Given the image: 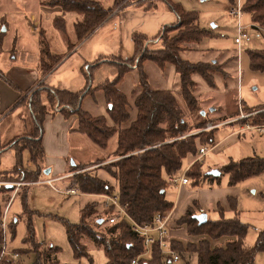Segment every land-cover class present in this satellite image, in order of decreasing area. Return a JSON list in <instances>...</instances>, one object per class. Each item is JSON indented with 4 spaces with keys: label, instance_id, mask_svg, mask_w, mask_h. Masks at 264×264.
<instances>
[{
    "label": "trees",
    "instance_id": "obj_1",
    "mask_svg": "<svg viewBox=\"0 0 264 264\" xmlns=\"http://www.w3.org/2000/svg\"><path fill=\"white\" fill-rule=\"evenodd\" d=\"M161 2H165L175 13L177 22L165 26L153 39L141 33H134L132 35L134 46L132 59L123 60L119 57L100 56L91 64L81 67L80 73L87 82L83 90L74 92L42 84L23 100L22 104H25L31 111L34 132L18 136L2 147L0 150V182L11 179H15V182L28 184L38 182L39 173H30L25 169L23 154L28 151L31 161L37 166L45 159L42 138L44 121L48 116V106L42 100L41 93L43 90H48L45 92L50 93L52 98L49 95L46 96L47 102L58 104L66 119L76 116L79 123L78 131L100 148L106 149L111 138L115 135L118 136V146L114 153L117 161L111 162V164L100 163L90 166L92 168L103 164V167L109 166L110 171L114 168L113 175L117 180V189L92 174L82 175L84 171H79L73 177V185L81 194L95 196L117 194L120 204L125 207L130 219L140 225L152 223L158 214L172 212L174 204L166 198V191L170 187L168 178L178 175L184 160L199 152V150L197 152L196 140L199 139L200 148L212 147L216 142L218 127L208 131L204 129V132L196 136L188 137L187 134L192 127L188 119L199 115L203 120H207V113H203L204 110L200 108L195 95L197 83L194 76H200L209 87L215 88V75L220 74L219 67L214 62L194 63L182 56L186 50L184 45L200 44L204 39L211 37L210 31L200 27L197 12H186L181 6L170 0H115L114 5L109 8L103 6L99 0H40V5L46 8L61 9L62 14L53 19V26L63 33L69 31L66 20L67 13L82 15L83 19L75 23L72 30L77 42H80L99 28L114 10L124 3L125 5L120 9L124 10L133 5L138 9H143L144 12H151L158 10ZM243 9L251 21V30L261 31L264 37V0H244ZM154 39L162 43L160 49L151 50L147 45L150 40ZM74 47L75 44L71 43L69 39L68 49L72 50ZM249 57L251 69L254 72H264V50L250 51ZM62 58L52 54L46 33L41 30L39 66L43 76L50 73ZM148 60L153 61L159 67H164L167 64L174 67L179 75L181 95L188 109V116L171 90L150 88L148 76L141 70L142 65ZM104 64L117 66L118 77L113 81L107 79L94 88L92 86L93 74ZM134 69L141 70L140 91L135 100L137 117L128 128H122L130 120V114L127 110L126 98L117 85L124 74ZM0 79L13 87L1 68ZM95 89L105 93L109 105V115L114 126H109L105 117H93L89 112L83 110L84 99ZM253 112H257L249 119L254 123L253 125H264V107ZM208 123L209 120L198 123L196 129L201 130ZM8 149L15 151L16 158L13 168L4 171L1 168V155ZM78 167L85 166L75 165L73 168ZM220 172L229 175L230 186H236L246 180L263 175L264 158L254 157L239 162L231 161ZM187 177L190 179V184L196 188L205 183L220 184L219 177L202 172L200 163L191 165ZM15 190L16 187L13 185H1L0 195L12 194ZM29 195L28 187H25L22 193L18 191L16 195L22 204L23 214L28 218L25 243L29 249L20 251L22 254L33 252L36 255L33 264H60L53 257L58 249L51 247L46 251H41L39 244L35 242L34 212L28 208ZM229 204L235 214L233 218H227L224 209L219 205L217 207L219 219H208L205 223H200L194 217L196 212L192 208L187 210L178 224L186 227L189 236L201 239L198 244L189 242L187 246L179 240L171 241L172 249L180 256V263L193 264V260L197 259V264H256V256L264 252V230L259 233L256 244L248 246L245 240L249 227L239 218L237 200L231 198ZM3 213L4 209L0 205V253L3 242L1 228ZM111 215V211L99 214L97 205L89 204L81 210L80 224L63 222L75 258L91 257L83 244V239L88 238L103 250L107 259L106 264H131L137 258H140V264H170L157 245L150 249V258L142 257L146 248L143 239L132 231L130 221L123 219L119 223L109 224L108 218ZM92 217L94 221L91 220ZM101 221L103 222L100 223ZM14 223H17V219ZM14 223L10 224V231H14ZM225 238L229 240L224 246L212 245L213 242ZM0 264L12 263L2 260Z\"/></svg>",
    "mask_w": 264,
    "mask_h": 264
},
{
    "label": "rangeland",
    "instance_id": "obj_2",
    "mask_svg": "<svg viewBox=\"0 0 264 264\" xmlns=\"http://www.w3.org/2000/svg\"><path fill=\"white\" fill-rule=\"evenodd\" d=\"M99 1L106 8L112 7L115 2V0ZM170 1L181 6L186 12H197L200 27L211 33V37L204 39L200 44L184 45L186 50L182 54L183 58L194 63L214 62L218 65L220 71V74L215 75V88L209 87L200 76H194V80L197 83L195 95L199 101L200 108L207 113V120H203L199 115H194L192 119H188L192 127L187 136H196L204 132V129L208 131L215 129L217 126L218 132L216 134V139L219 138V141L229 136L233 137L234 135L242 139L238 145H233L229 148H227L229 143L226 144V151L224 152L221 151L218 153L217 151H210L204 158L203 163H200L202 165V172L210 173V171H214L215 168L216 170H221L231 161L239 162L254 157L264 158V136L246 131L245 125L247 123L251 125L254 124L249 120L251 116L247 119L240 118L242 114L250 115L254 113H252V111L264 107V72H254L251 69L249 57L250 51L264 50V37L259 35L256 31L251 30L252 42L244 44L241 53L238 52V47L235 44V38L237 36L236 22L229 16V11L235 4V0ZM124 5L125 3L120 7ZM120 7L116 8L111 16L116 15L114 14L115 12L120 13L123 11ZM126 9L128 8L124 10ZM129 9L137 10L133 5H131ZM159 9L161 12H167L176 16L165 2L160 3ZM59 10L58 8H46L41 6L40 0H0V66L3 68L4 65L12 63L10 55L15 48L22 54L20 56V61H25L26 64H33L34 60L31 62L27 57L33 55L34 52L38 50L39 40L36 35L39 30L45 31L51 51L53 50L61 57H65L66 55L69 57V55L72 54V58L56 73L57 76L60 74L62 76L67 72L71 77L73 76L71 80L68 78V82L64 81L61 88H67L69 90H79V88H81L84 82L78 75L77 70L75 69L74 71V67H76L78 62L82 64V61L84 62L87 60L86 58H93L92 51L95 49H98V52H101L104 56H110V58L119 57L124 60L133 58V49L130 48V51L128 43L122 45L126 37V29H121V23L118 17L111 18L112 20L110 19L108 22H106V20L87 38L77 42L74 32L68 31L67 33H63L53 26V18L61 14ZM141 10L144 11L143 9ZM29 14H32L37 20L35 27L29 26L28 19H25ZM243 23L247 26H251V21L246 16V13L243 18ZM69 30H73V27L70 26ZM69 39H71V43L78 44L79 49H75L74 47L72 50H69L66 47L69 43ZM99 42L101 44H98ZM161 44L159 40L154 39L150 40L147 45L151 50H157L162 47ZM24 46H26V48H23ZM34 48L36 50H34ZM21 51H23V53ZM239 59L240 61L238 64ZM92 62L85 63V66ZM141 70L148 76L150 88L153 90H171L177 96L179 105L188 116V109L181 95L179 75L171 64L159 67L153 61L148 60L142 65ZM141 70L134 69L124 74L117 85L118 89L126 98L128 104L127 110L130 114V120L125 123L122 128H128L137 117L135 100L140 91ZM118 72L119 69L117 66L112 64L102 65L93 74V87L96 88L101 82L107 79L111 81L115 80L118 77ZM45 91L48 90H43L41 97L48 106V116L61 112L62 108L59 107L58 104L47 102L46 96L49 95L51 97V94ZM82 108L93 117H105L109 126H114V122L109 115V105L103 91L99 89L93 90V92L84 99ZM212 108L216 110L210 113L209 111ZM13 114V116H8L6 121L0 125L2 131L7 129V126L12 125L14 122L15 127H13L11 131L18 130L22 135L25 133L27 134V132H34L33 117L26 105H19L14 110ZM72 118L74 119V117L70 119L73 120ZM2 119H4V116ZM208 120L209 123L206 127L201 130L196 129L198 123ZM209 126H211V129H208ZM74 127L78 130L79 123L77 124V122H75ZM83 135L84 134H76L74 138L72 137V139L69 140L71 151L70 155H68L69 158L65 159L67 165L71 166L73 162L76 166H85L76 169L69 167V170L73 173L69 175L70 177L68 176L71 184L74 182L73 177L78 174L79 171L85 172L86 170L96 168L94 171L83 172L82 175L92 174L117 189V180L113 175L114 168L110 171L109 166L103 167L102 165L108 164L106 163L108 161H117L114 153L118 146V136L115 135L112 137L108 147L102 149L93 143L86 135ZM196 143L198 152L201 144L199 139L196 140ZM198 153L194 156H189L194 157V163L196 161V156L198 157ZM9 161L11 165L14 164L13 154ZM100 163L103 164L90 168V166ZM23 164L28 172L39 173L38 182L40 180H42V182L48 180V177L44 175V171L46 170L45 161L38 166L35 165L31 161L30 153L26 151L23 154ZM86 165H88L90 169ZM190 167L191 160H184L183 167L177 176L179 178L187 177V172ZM15 181V179H11L9 181L0 182V186L13 185L16 187L14 193L4 194L6 195L4 197L2 196L3 194L0 195V205L4 209V206L7 204L8 200H10V196H15L18 191L22 193L25 187L30 189L28 208L34 212L33 224L36 233L35 242L39 244L38 246L41 251H46L51 247L58 249V252L54 253L53 257L57 259L60 264H106L107 259L103 250L98 248L94 242L88 238L83 239V244H85L88 254H90L91 257L81 259L75 258L68 241L66 227L63 223L66 221L74 225L80 224L81 210L89 204H96L99 214L110 211L106 210L103 205L104 199L102 196L104 195H81L78 190L79 194L77 197H67L75 196L66 194L67 190L65 188L68 187L70 181L55 183L54 186L57 188L58 193L52 190V188L45 186V184L44 186H34L31 188L33 183L28 184ZM228 181L229 177L223 174L222 182L225 183ZM240 186L242 192L241 196L237 198L239 218L249 227L245 243L248 246H254L259 233L264 230V174L246 180L242 182ZM189 187H191V184ZM167 190L169 191L170 189L168 188ZM11 205L8 212V247L10 251L18 252L28 248V245L25 243L28 218L23 214V208L19 198L13 199ZM206 214H208L211 220L218 219L217 214L212 208L210 211H207ZM226 217L233 218L234 215ZM16 219L17 223H14ZM91 220L94 221V218L92 217ZM11 223H14V231H10ZM170 235L172 236V233ZM187 235V231L185 234L179 231L178 235H176L184 239L182 242L185 246H187L189 242L198 244L201 239L193 238L189 235L186 237ZM212 245L216 246L218 244L213 242ZM163 253L164 257L167 258L170 256V249L165 250ZM35 256L33 252L22 254L21 261L18 264H33ZM144 257L148 259L150 258V254ZM255 263L264 264V252L256 256ZM193 264H197V259L193 260Z\"/></svg>",
    "mask_w": 264,
    "mask_h": 264
},
{
    "label": "crops",
    "instance_id": "obj_3",
    "mask_svg": "<svg viewBox=\"0 0 264 264\" xmlns=\"http://www.w3.org/2000/svg\"><path fill=\"white\" fill-rule=\"evenodd\" d=\"M59 12H61L62 14L61 9L59 10ZM114 14L116 15L111 16L109 19H107L106 22H108L111 18L118 17L121 23V29L122 28L126 29L125 31L126 37L124 39L125 43L123 42L122 45H126L128 43L129 49L130 48L133 49V56H134V46L132 41V35L134 33H141L146 35L148 38L153 39L157 36V34L161 32V30L165 26H169L177 21L176 16L167 12H161L160 9L152 12H144L138 8L137 10L128 8L126 10L121 11L120 13L115 12ZM25 19H28L29 26L35 27V25L37 24V20L32 14L27 15ZM82 19L83 16L78 13L66 14V20L69 29L70 26L73 27L75 23L81 21ZM40 32L41 30H39L36 35V37L39 40L38 50L34 52L33 55H29L27 57V59L31 62L32 60H34L33 64L31 63L26 64L25 61H20V56L22 54L19 52V50H17V48H15L10 55V59L12 63L8 65H4L3 68L0 66L6 77L11 81L13 85L12 87L10 84L0 79V125L4 121H6L8 116L10 117L16 114V113L13 114V112L19 105H25L22 104L23 100L38 86L45 84L52 88L67 89V88H61L62 83L64 81L68 82V78L71 80V78L73 77V76L71 77L70 74H67V72L62 76L61 74L58 76L56 75V73L72 58L71 56L72 54L69 55V57H67V55L63 57L61 62L50 73L43 76L39 66ZM130 39L132 44L130 42ZM100 42L98 44H101ZM66 47L68 48V45H66ZM23 48H26V46H24ZM75 49H79L78 44H75ZM34 50L36 49L34 48ZM21 52L23 53V51ZM52 54L55 56L58 55L53 50H52ZM100 56H104V55H102L101 52H98V49H95L92 51L93 58H86L87 60L84 62L82 61V64L79 62L76 64V67H74V71L75 69L77 70L78 75L83 80L84 84L81 85V88H79V90H72V89L70 90L77 92L83 90L86 87L87 82L82 77L80 73V69L83 65H85V63L92 62ZM127 59L130 60L132 58H127ZM215 110L216 109L214 108L210 109V113H213ZM203 113L205 114L206 111H204ZM3 116L4 119H2ZM75 122H77L78 124V119L76 116H74L73 120L66 119L61 112L47 116V118L44 121V125H43L44 134L42 138L43 139L42 143L45 153L44 161H45V169H46L44 171V175L47 176L48 177L47 179L49 180L61 178L60 180L54 182L53 186L55 183L69 182L70 181L69 175L73 174L69 170V167L73 168L75 164L74 165L71 164V166L67 165L65 159L69 158L68 155H70V151H71L69 140L72 139V137L74 138L76 134L82 135L80 132H78L77 128L74 127ZM13 127H15L14 122L12 123V125L7 126V129H5L4 131H2L0 128V150L2 149V147L10 143L14 138L22 135L19 133L18 130L11 131ZM31 133L32 132H27V134H31ZM241 141L242 139H239L238 136L236 135H234L233 137L229 136L225 139H222L221 141H219L218 138L216 139V143L212 147H208V148L210 149V151H217L218 153L221 151L224 152L226 151V146H225L226 144L229 143L227 147L229 148L230 146L238 145ZM12 154L14 156V163H15L16 153L14 150L8 149L1 155L2 170L9 171L13 168L14 164L11 165L9 161V159L12 157ZM186 159L191 160V165L194 164V157L188 156ZM110 162L112 161H108L106 163H110ZM214 170H216V168ZM218 171L220 170L218 169ZM208 173L209 172L205 174ZM223 174L224 173H221V175L219 176L220 184L215 183L213 185H209L205 183L204 185L197 188L193 187L192 185L191 187H189L190 185H184L182 187H173L170 185L169 187L170 190L166 191V198L168 201L174 204V209L170 213L171 218L169 224L170 234L172 233V236L170 235L171 240H179V241L184 240L183 238H179L178 236H176L178 235L179 231L184 232V234L186 233V227L179 225L178 221L183 216H185L187 210L190 208H192L196 212V215L207 213V211H210V209L212 208L213 211L217 214L219 219L217 207L220 205L224 209L226 216L228 217H231L233 215L235 216L234 211L230 207L229 199L232 198L237 200V198L241 196V192H242L240 186L241 183L237 184L236 186H230L229 181L223 183L222 182ZM227 176L229 177V175ZM41 182L42 180L33 183L31 188L34 186H44V184H42ZM69 183L71 184V181ZM70 184H68V187L65 188L66 190L73 188V184L71 185ZM54 188L57 189L55 186ZM54 188H52V190L57 192ZM16 195L13 197L10 196V200H8L7 204L4 206V213L6 212V210L9 212L12 206L11 201L13 199L18 198ZM2 196L4 197L6 195L3 194ZM67 197H77V196H67ZM186 237H188V235ZM228 240L229 239L225 238L219 240L216 243L219 246H224Z\"/></svg>",
    "mask_w": 264,
    "mask_h": 264
},
{
    "label": "built area",
    "instance_id": "obj_4",
    "mask_svg": "<svg viewBox=\"0 0 264 264\" xmlns=\"http://www.w3.org/2000/svg\"><path fill=\"white\" fill-rule=\"evenodd\" d=\"M243 0H235V4L231 7L229 11V16L231 19L236 22V33L237 36L235 38V44L238 47V52L241 53L242 47L244 44H249L252 42L251 35V26H247L243 23V18L245 16V12L243 9ZM262 36L261 31L257 32ZM240 59L238 60L239 64ZM240 72V71H239ZM257 114V112L250 115H241V119H247L250 116ZM217 127V126H216ZM215 127V128H216ZM214 128V127H213ZM211 129V126L208 127ZM246 131L255 133L259 136H264V125H251L247 123L245 125ZM210 152L208 147H201L199 149L198 157L195 162L202 163L203 158ZM61 179V178H60ZM60 179H48L46 181L41 182L42 184L48 185L54 188L53 183ZM169 185L173 187H182L184 185H190V179L188 177L179 178L177 175L171 176L168 178ZM55 189V188H54ZM57 191V189H55ZM67 195H75L79 194L78 189L73 187L71 189H67ZM104 199L103 205L106 210H110L113 212L112 216L108 218L110 224H116L120 220L123 219L129 220L131 223V228L134 233L140 236L143 239L144 246L146 248V253L142 256L149 254L150 249L157 245L159 249L163 252L165 250L170 249V256L166 258V260L170 264H179L180 256L174 251L171 247V236H170V213L166 214H158L156 215L154 221L149 224H137L133 222L128 216L125 207L120 204L119 198L117 194L114 195H104L102 196ZM2 234H3V242L1 243V253H0V261L7 260L12 264H18L21 261L22 255L16 251H10L8 247V211L4 213L1 223ZM164 254V253H163ZM131 264H140V258L134 259Z\"/></svg>",
    "mask_w": 264,
    "mask_h": 264
},
{
    "label": "water",
    "instance_id": "obj_5",
    "mask_svg": "<svg viewBox=\"0 0 264 264\" xmlns=\"http://www.w3.org/2000/svg\"><path fill=\"white\" fill-rule=\"evenodd\" d=\"M74 165V163H72ZM209 175L211 176H214V177H219L221 175V172L218 171V170H214V171H211L210 173H208ZM200 223H205L207 220H208V215L206 213H202V214H199V215H195L194 216ZM103 221H101L100 223H102Z\"/></svg>",
    "mask_w": 264,
    "mask_h": 264
}]
</instances>
